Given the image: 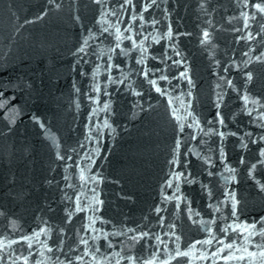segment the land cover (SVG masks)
Listing matches in <instances>:
<instances>
[{"label":"water","instance_id":"1","mask_svg":"<svg viewBox=\"0 0 264 264\" xmlns=\"http://www.w3.org/2000/svg\"><path fill=\"white\" fill-rule=\"evenodd\" d=\"M257 2L264 0H0V238L12 241L0 248L3 264H26L18 257L32 249L27 264L37 258L43 264L39 249L44 243L50 245L44 253L49 264H93L85 247L97 260L107 257L101 264H128L129 256L141 264L153 255L163 260L169 254L168 264H236L211 256L197 259L199 250L211 252L217 244L193 241L208 237L207 227L218 239V226L226 221L259 222L264 216V189L256 182L264 183V165L257 164L252 175L247 172L262 159L259 148L264 147L253 140L264 135V117L257 115L264 112V60L252 59L264 54V13L254 7ZM144 3L150 6L141 11ZM102 9H111L104 20ZM242 13L248 14L247 25ZM169 28L172 35L166 34ZM89 32L96 35L86 51L78 52ZM133 37L143 39V53L139 43L133 47ZM185 68L187 73L178 75ZM249 71L251 78L244 75ZM153 78L160 92L150 83ZM245 91L261 98L259 106L249 102L251 113L239 99ZM181 96L190 102L181 111L194 112L200 128L186 118L181 129L171 115ZM217 96L222 97L219 106ZM221 145L236 180H226L231 173L219 159ZM174 154L178 163L172 161ZM203 157L214 163L208 165ZM81 168L90 180L92 173L102 179L81 182ZM173 170L184 172L178 185L175 180L165 183ZM189 176L196 179L189 181ZM202 185L211 189V201L219 209L209 206ZM233 189L239 201L235 217L231 199H223ZM94 191L102 201L95 211L82 207L71 212L76 193L82 194L83 206L91 203ZM176 196L179 201L170 198ZM89 216L103 219L93 222ZM42 227L47 231L31 237V244L16 239ZM234 231L226 238L242 244L244 233ZM137 232L148 235L136 239ZM250 239V251L264 241L259 232ZM190 245L193 255H175ZM76 255L83 261L75 260ZM247 261L243 257L240 264Z\"/></svg>","mask_w":264,"mask_h":264},{"label":"snow or ice","instance_id":"2","mask_svg":"<svg viewBox=\"0 0 264 264\" xmlns=\"http://www.w3.org/2000/svg\"><path fill=\"white\" fill-rule=\"evenodd\" d=\"M125 3L126 4H130L131 0H125ZM244 3H247V0H244ZM149 6H150L149 3H144L143 4V8H142L141 11H143V9H147ZM118 7L122 8L123 6L122 5H118ZM254 7L256 9H258L260 12L264 13V3L257 2L254 5ZM105 11H111V9H102V11L100 13L101 20L106 19V17L104 16V12ZM41 15H43V13H41ZM242 15L244 16L245 25H247L248 24V14L247 13H242ZM252 15H255V13H252ZM135 18L136 17L133 16L131 18V20H129V24H131L132 20H134ZM141 19H143L142 16H141ZM229 19H231V17H229ZM153 23H154V21H153ZM116 29H117V40H119L121 38V35H120V28H119L118 24L116 25ZM261 30L264 31V29H261ZM166 34L167 35H172L171 28H169V31ZM94 35H96V33L89 32V36L84 37L85 43L81 44L80 48L77 49V51L78 52L86 51L87 50V42L90 39V37H92ZM176 35H179V33H176ZM203 35H204V40H208L210 38L209 35H208V30L207 29L204 30ZM153 39H156V37L153 36ZM248 39H252V36H249ZM137 43L140 44V51L143 53L145 48L147 47L144 44L143 39H141L139 42H137L135 40V38L133 37L132 38L133 47H135ZM202 43H203V41H202ZM173 47H175V45H173ZM148 55H150V54H148ZM137 59L140 60L141 63H144V56L143 55L137 56ZM157 59H159V57H157ZM252 59L264 60V54L254 56V57H252ZM108 60H109V63H111V56H109ZM248 62H250V61H246V63H248ZM179 63L180 64H184L185 61L180 60ZM229 63L233 64L237 68L240 67V65L236 64L235 61H233V60H230ZM116 67H120V65H116ZM187 71H188V69L185 68L184 72L178 73V75L184 76L185 73H187ZM93 75H95V72L93 73ZM125 75H126V73H125ZM143 75L147 76L148 72L145 71L143 73ZM244 75L247 76L248 78H251L253 74H252V72L249 71V72L244 73ZM163 79H168V77H163ZM226 82L229 85H232L233 87H235V85L233 84L232 79H228ZM150 83L156 86V91L157 92L161 91L160 85L157 84V82H156V78L151 79ZM189 83H191L190 78H189ZM97 90H99L98 86H97ZM237 91H239V89H237ZM165 95H167V93H165ZM98 98L99 97H89L90 100L91 99H98ZM221 99H222V97H220V96L216 97L217 106H219V104L221 102ZM239 99H241L243 101V106H242L243 110L246 111V112H249V113H251L253 111L252 107H248L247 106L249 104V102H251L253 105H257V106H259V103L261 102V98L260 97H252L251 94L248 93L247 91H245L244 94L239 97ZM168 100H169V104H173L174 101H173V98L171 96H169ZM181 101L182 102H181L179 108H173L172 112H171V115L173 117H175V119H176V121L178 123V126H180L181 129H182L185 119L186 118H190L193 121V126L197 127V128H200L201 127L200 126V120L195 115L194 112H191L190 109H188L187 111H181V109L187 108V105L190 102L189 101H184L182 96H181ZM109 104H110V101H107V100L104 101V107L105 108H108ZM257 115L261 116V117H264V112H258ZM216 116L219 118V123L223 124L224 123V118H223V116H221L219 111H217ZM34 119L38 120L39 117H34ZM104 123H105V125L111 127V125L109 124V121L107 120V118L105 119ZM208 131L212 132V131H214V129H208ZM219 135H220L221 138H223L225 136V132L221 131L219 133ZM53 139H55V138L53 137ZM256 139H258L261 142H264V135H258L256 137H253V140H256ZM180 142H181V138L179 136H177V139L175 141V143H176L175 151H177V152L179 151ZM242 146H246V144H242ZM93 151H96V150L94 149ZM220 153L221 154H220L219 159L221 161H224V166H223L224 170H227L228 172L231 173V175H228L226 177V180H236L237 179V177L235 175L236 169L233 168L226 161L225 155H224L223 145H221V147H220ZM259 154L262 157V159L252 163L251 166L248 167L247 172H248L249 175L253 174V171L257 167V164L264 165V147H260L259 148ZM56 155L60 156V153L57 152ZM196 155L199 156L200 153L197 152ZM81 159H83V158H81ZM203 159H205L207 161L208 165H212L214 163V161L212 159H209L208 157H203ZM172 161L173 162H177V163L179 162L178 157L175 154L172 157ZM92 162H93L92 159L88 160V164L89 165ZM184 163H185V165H187L188 161L185 160ZM240 163L241 164L245 163V158H244L243 155L240 157ZM77 166L79 167V165H77ZM85 173H86V169L85 168H81L80 169V173H79L81 182H84V181L91 182V180L100 181L102 179L101 176L96 175L95 173H92V174H90L91 175V180H90L89 179V175H86ZM183 175H184L183 171L173 170L172 171V175L169 177L168 180L165 181V183L170 185V184L173 183V180H175V182L178 185L181 182V178L183 177ZM195 179H196V177L189 176V181L195 180ZM253 179H256V177H253ZM256 182H257L258 186L261 189H264V183H262L258 179H257ZM202 188L207 192V194L209 196V200H210V205L209 206L211 208H213V209H219L220 205L218 203H214V202L211 201V196H212L211 189L207 188L204 185H202ZM165 195H167V194L165 193ZM170 198H174L177 201H179V199H180L179 196L170 197ZM81 199H82V194L80 192L76 193V205H75V208L71 209L72 213L80 212L82 207H83V209L91 208V209H93V211H95V207L94 206L98 205V204H102V201L99 199V194L96 191H94L93 194L90 197H88V199L91 201L90 204H84L83 206H81ZM223 199L224 200L231 199V203H232L231 214H232L233 217H235L237 215L236 206L239 203V201L236 199L235 190L233 189L229 193V196L223 197ZM69 211H70L69 209H65V212H69ZM156 211L159 212L160 208L157 207ZM191 214L192 213L190 211L189 215H191ZM97 218L98 219H103V217L89 216L88 220L94 222V220L97 219ZM68 219L69 220L72 219V215L71 214H69ZM201 219L204 220L205 218L202 217ZM211 220L215 221V220H217V217L216 216H212ZM258 223L264 224V216L260 217L259 222H257L256 220H252L251 222H249L247 220H241V221H237L235 219L228 220V221L225 222V224L223 226H218V227H220V232L222 233V234L219 235L218 239H214L217 236V233L214 232L213 228L212 227H207L206 230H207V232L210 235L208 237L204 238V240H202V241H193V245H195L197 243L209 244V245L212 244V243H215V244H217V247L211 252L207 251V249L199 250V257H197V259L207 258L208 256H211L213 258V260H222V261H225V262H227V261H236V264H240V260L243 257H248L247 264H264V241H262L261 244L257 245V249L256 250L250 251L247 248L248 244L254 243V241H252L250 239V237L255 236L257 234V232L260 233L261 237H264V227H257ZM88 226H92V224L90 223ZM234 230H238L239 233H244L243 237L240 238L242 240V242H243L242 244L241 243H237L236 239H227L226 238L228 232H233V234L235 235V231ZM46 231H47V228L46 227H42V228L37 229L35 232H32L30 234V236L17 237L16 239H18V240L19 239H23L25 241H28L29 244H31V237H36L40 233L46 232ZM61 231H63V229H61ZM101 234L107 235V233H101ZM144 235H148V234L147 233H143V232H137L135 238L139 239L141 236H144ZM159 239H160V237L156 236V240L159 241ZM0 241H2V242H0V248H3L4 244H11L12 243L11 240H5L4 238H0ZM81 243L87 244V241H81ZM109 243H111V241H109ZM49 247H50V245H48L47 243H44V244L41 245V247L39 249L40 254L43 257V264H49V259L50 258L47 257L44 254L45 253V249L49 248ZM177 249H179V245H177ZM225 249H228L227 254L226 255H221V253H223L225 251ZM31 251H35V249H32ZM31 251L27 255L19 256L18 259L25 261L26 264H27V262L29 260V257L31 256ZM83 251L85 253H88V255L92 257L93 264H101V260H107V257H102L101 260H97L96 257L92 253H90L88 251L87 247H85L83 249ZM194 251L195 250L193 249L192 245H190L189 248L185 249L183 252L177 250L175 252V255L176 256H181V255H189V256H191V255H193ZM108 255L112 256V255H116V254L115 253H109ZM172 258H173L172 254H169V255H167L165 257V259L158 260L157 257L155 255H153L149 259L141 261V264H168V261L171 260ZM9 259L11 260V257H9ZM74 259L77 260V261H83V257L80 256V255H76L74 257ZM121 259H123V257H121ZM0 264H3L2 260H0ZM35 264H41V259L37 258L36 261H35ZM57 264H70V261L61 260V261H58ZM115 264H119V261H116ZM128 264H137V261L132 256H129L128 257ZM188 264H192V262L189 261Z\"/></svg>","mask_w":264,"mask_h":264}]
</instances>
